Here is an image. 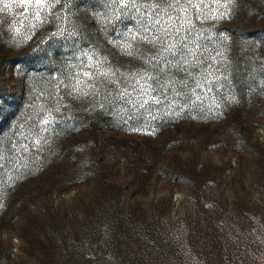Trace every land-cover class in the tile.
I'll use <instances>...</instances> for the list:
<instances>
[{
	"label": "rangeland",
	"instance_id": "374dc122",
	"mask_svg": "<svg viewBox=\"0 0 264 264\" xmlns=\"http://www.w3.org/2000/svg\"><path fill=\"white\" fill-rule=\"evenodd\" d=\"M4 2L0 264H264V0H203L213 91L143 115L115 81L161 75L152 0Z\"/></svg>",
	"mask_w": 264,
	"mask_h": 264
},
{
	"label": "snow or ice",
	"instance_id": "6c2138e0",
	"mask_svg": "<svg viewBox=\"0 0 264 264\" xmlns=\"http://www.w3.org/2000/svg\"><path fill=\"white\" fill-rule=\"evenodd\" d=\"M214 2L219 3V0H214ZM231 2L232 0H225V3L220 4V7L224 9L220 13L221 16L227 14V5ZM0 3H3V7H0V12H4L6 9L9 12L12 11L10 3L4 2V0H0ZM31 3L32 0H19L17 7L20 5L27 7ZM132 3L134 4L135 0H132ZM35 5L42 6L41 0H35ZM127 6V4L122 5V7ZM207 7L208 5L204 4L203 0H152L151 4L145 5L146 9H150L147 12V21L144 24L145 38L153 43L159 41L162 51L167 53L168 56L160 59L147 58V62L152 63L161 72L160 76L148 73H133L125 80L115 81L117 84L123 83L125 85L118 91V96L126 105H131L141 115L145 112L150 113L153 106L167 105L168 108H174L180 100L185 101L181 105L182 108L196 107L197 102H202L204 97L213 91L215 80L210 79V77L219 79L216 76L215 57H212L211 62H206V57L197 55L202 44L199 42L200 34L195 33L192 22L193 17L198 20L201 16H204L206 19L207 16L202 9ZM213 18L215 19L216 17ZM173 24L175 25V36L179 37V39L171 44H167L165 40H160L159 36L154 39L147 36V32L150 29L156 32H169ZM182 30L183 36L180 35ZM126 51L129 56L134 54L131 50V45L128 46ZM216 55L220 56L222 54L217 52ZM189 56L192 57V60L188 59ZM168 57H171V59ZM88 59L89 64H91L92 57ZM173 61L176 62V71L184 73V76L179 81L168 76L165 71ZM83 75L89 79L94 75L107 79L109 76L114 77L116 73L85 71ZM177 84H179V87H177ZM78 85L79 80L77 81L76 90L80 91ZM129 88L132 89V92H129ZM198 89L199 91H197ZM170 92L172 93L171 96H169ZM128 118L131 119L132 117L129 116ZM42 123L48 125L50 121L45 119ZM25 149H27V146H25Z\"/></svg>",
	"mask_w": 264,
	"mask_h": 264
}]
</instances>
